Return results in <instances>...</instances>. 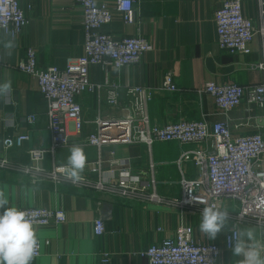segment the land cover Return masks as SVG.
<instances>
[{
    "label": "crops",
    "instance_id": "1",
    "mask_svg": "<svg viewBox=\"0 0 264 264\" xmlns=\"http://www.w3.org/2000/svg\"><path fill=\"white\" fill-rule=\"evenodd\" d=\"M97 2L113 0H96ZM226 0H135L134 23L124 24L119 16L101 27V31L119 40L124 36H142L151 40L153 49L146 52L138 63L121 68L100 65L89 66L88 79L91 83L102 84L113 81L124 86H145L154 94L148 103L150 121L164 125L179 120L204 121L214 123L226 121L236 133L259 130L264 133V106L257 107L243 102L237 108L224 113L218 108L211 95L204 91L208 82L216 84L236 83L249 85L263 80V73L251 70L246 64L258 62L263 57L261 36L256 34L251 42L248 55L229 54L219 49L214 11ZM28 18L21 32L14 36L9 29L0 38V83L10 80V95L0 96V137H12L32 130L31 141L24 142L18 149L1 150L0 154L15 164L30 163L28 149L32 146L52 145V135L48 130L46 103L39 92L34 77L16 69V63L24 56L25 49L36 50L39 68L48 66L64 67L68 58L82 53L85 40L82 28V9L79 0H19ZM242 12L259 24L256 0H247ZM15 48L11 55L3 44L13 39ZM171 71L176 92L162 89L163 75ZM82 107L85 123L76 135L67 124V134L73 140L83 138L96 129L93 122L100 113L103 119L111 117L103 102L99 104L96 95L83 94L77 97ZM125 98H122V105ZM123 111H118L120 115ZM34 114L33 123L27 121ZM73 145L83 147L87 156L86 166L81 174H90L89 165L101 161V172L105 179L116 182L129 176L147 179L149 161L161 163L155 168L158 181L171 180L181 173L187 178L198 175L199 169L192 162H184L180 172L172 163L181 147L175 141H156L150 147L145 144H118L104 146L98 150L94 146L71 144L56 146L53 153L47 152L40 162L50 169L53 165H65L69 149ZM194 149L196 145L183 146ZM111 151L114 153L111 154ZM115 160L117 163L112 164ZM0 189L5 190L10 206L17 208L41 207L61 208L65 222L34 225L40 242V256L33 264H147L140 252L158 243L163 238L174 235L179 224L189 225L193 237L202 243H214L220 249L218 264H237L241 257L234 256L225 249L228 230L254 227L236 224L229 217L224 231L210 240L199 230L201 213L157 202L142 203L92 190L76 189L69 185L54 187L50 183H30L20 173L0 169ZM157 193L168 199L181 195L178 185L159 184ZM228 211H236L239 204L226 199L219 203ZM106 215V233L95 236L93 220L96 209ZM258 238L264 229L254 227ZM110 251L106 263H101L99 253Z\"/></svg>",
    "mask_w": 264,
    "mask_h": 264
},
{
    "label": "built area",
    "instance_id": "2",
    "mask_svg": "<svg viewBox=\"0 0 264 264\" xmlns=\"http://www.w3.org/2000/svg\"><path fill=\"white\" fill-rule=\"evenodd\" d=\"M247 0H226L214 11L217 31V45L229 54L248 55L251 42L259 34L263 43V57L258 62L248 63L246 67L263 73L259 83L240 85L236 83H206L204 91L211 95L216 106L227 113L243 102L257 107L264 106V0H256L259 24L255 26L252 19L242 12V5ZM135 0H113L97 2L96 0H79L82 9V28L85 35L82 53L78 57L68 58L64 67L48 66L39 68L36 50L25 49L24 56L15 67L20 72L34 77L37 87L46 103L48 130L52 135V145L32 146L28 149L30 163L15 164L0 154V169L25 175L30 183H50L54 187L69 185L76 189L92 190L135 200L142 203L157 202L202 212L206 206H216L226 199L239 204L236 211H228L229 217L236 224L251 225L264 229V203L258 197L264 196V133L259 130L236 133L228 122L179 120L164 125L152 123L148 114V103L154 91L145 86H120L113 81L102 84L91 83L88 79L90 65L121 68L138 63L142 56L153 49L150 39L142 36H124L119 40L102 32L103 25L109 24L119 16L124 24L134 23ZM28 23L19 0H0V38L12 28L17 36ZM0 54V68L2 67ZM162 89L176 92L171 71L163 75ZM94 94L99 104L105 103L111 117L103 119L98 113L93 121L96 129L87 136L73 140L67 134L69 123L78 135L83 124L82 107L77 97ZM122 98L125 104L122 105ZM123 111L120 115L118 111ZM36 119L34 114L27 117L29 123ZM32 130L15 136L0 137V151L18 149L24 142L31 141ZM177 142L179 156L172 161L181 171L184 162H192L199 169L194 178H187L182 173L171 180L158 181L155 168L161 164L149 161L147 179L129 176L116 182L105 179L101 172V161L89 165L91 178L81 174L79 181L73 182L65 176L64 165H53L50 169L40 162L47 152L56 146L81 144L94 146L100 150L104 146L140 143L150 147L154 142ZM196 145L194 149L183 146ZM114 152L111 151V154ZM112 164L117 161L112 160ZM159 184L178 185L181 195L176 199L160 196L156 191ZM33 220L34 225L60 224L65 222V213L61 208L47 209L41 207L20 208ZM106 215L98 208L93 220L95 236L106 233L104 220ZM238 231L231 227L225 239V249L231 251L228 237ZM147 264H218L219 247L214 243H202L194 239L193 229L189 225L179 224L171 237L163 238L140 252ZM40 256V242L37 239V254ZM110 251L99 253L101 263H106ZM34 259V260H35Z\"/></svg>",
    "mask_w": 264,
    "mask_h": 264
},
{
    "label": "clouds",
    "instance_id": "3",
    "mask_svg": "<svg viewBox=\"0 0 264 264\" xmlns=\"http://www.w3.org/2000/svg\"><path fill=\"white\" fill-rule=\"evenodd\" d=\"M8 55L15 48L14 38L4 41ZM11 81L0 83V96L10 95ZM87 162L83 147L73 145L69 149L65 176L73 182L80 179ZM264 203V196L258 197ZM229 212L216 206L202 209L199 230L210 240L224 231L228 225ZM264 237V233L261 234ZM229 246L234 256L241 257L237 264H264V238L257 237L254 227H245L232 232L228 237ZM37 254V237L33 220L25 211L10 206L5 190L0 189V264H33Z\"/></svg>",
    "mask_w": 264,
    "mask_h": 264
}]
</instances>
